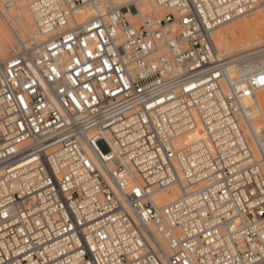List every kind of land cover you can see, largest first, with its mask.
<instances>
[{
  "label": "built area",
  "instance_id": "built-area-1",
  "mask_svg": "<svg viewBox=\"0 0 264 264\" xmlns=\"http://www.w3.org/2000/svg\"><path fill=\"white\" fill-rule=\"evenodd\" d=\"M107 2L27 0L0 57V264H264V69L212 39L264 0Z\"/></svg>",
  "mask_w": 264,
  "mask_h": 264
},
{
  "label": "bare ground",
  "instance_id": "bare-ground-1",
  "mask_svg": "<svg viewBox=\"0 0 264 264\" xmlns=\"http://www.w3.org/2000/svg\"><path fill=\"white\" fill-rule=\"evenodd\" d=\"M17 1L27 2V0H0V11L5 17V21H2L14 36H16L18 31L21 34L22 39H25L24 41L27 42V40L33 38L34 29L29 12H25V6H18ZM107 1V3L114 6H130V15L132 17L140 16L141 19H145L144 12L150 13L151 11H154L156 13V7H159L156 4L153 5L152 0ZM9 6H11L10 9L8 8ZM255 10H257V7L250 10L247 14H243L234 20L218 26L212 31V39L217 50V59L226 60L229 58H237L241 59L239 61H243L231 69L230 75H235L237 70L242 73H251L259 69H264V11L257 12L253 15L250 14L255 12ZM91 15V10L86 8L79 12V20H85ZM247 15H251V17L246 19L245 17H247ZM1 38L0 34V54L2 55L3 43ZM262 91L264 92V88L257 92L253 99H249L248 103L250 101H256L258 103L256 109L261 115L264 123V101L262 97L264 95H261ZM194 138L195 136L193 135L190 137V140ZM176 196V192L171 191L160 196L155 203L158 205L167 203L175 199Z\"/></svg>",
  "mask_w": 264,
  "mask_h": 264
},
{
  "label": "rangeland",
  "instance_id": "rangeland-1",
  "mask_svg": "<svg viewBox=\"0 0 264 264\" xmlns=\"http://www.w3.org/2000/svg\"><path fill=\"white\" fill-rule=\"evenodd\" d=\"M147 1V0H145ZM154 0H152V3L153 5H155V2H153ZM26 1H17V5L18 6H25L24 10L25 12L28 13L27 9H26ZM134 7V6H133ZM156 13L154 11H151L150 13L149 12H144V18L147 19V18H151L153 16H161L163 13H164V10L163 8H159V7H156ZM261 11H264V6H258L257 7V10H255V12H252L250 14H255L257 12H261ZM154 12V14H153ZM251 17V15H247V17H245L246 19H249ZM138 19H140V16H137V17H132V21H137ZM30 21V19H29ZM235 24V23H234ZM0 34H1V40H2V43H3V54L1 55L0 54V57L2 59H5L7 57H9L10 55H12L13 53H15L16 51H18V48L19 47H22L21 45L22 42L25 43V39H22V36L21 34L17 31L16 33V36H14V34H12L8 27L4 24V22L2 21L1 22V18H0ZM18 35V36H17ZM215 39V37H214ZM264 95V92L262 91L261 92V95ZM263 97V101H264V96ZM263 108H264V103H263Z\"/></svg>",
  "mask_w": 264,
  "mask_h": 264
},
{
  "label": "snow or ice",
  "instance_id": "snow-or-ice-1",
  "mask_svg": "<svg viewBox=\"0 0 264 264\" xmlns=\"http://www.w3.org/2000/svg\"><path fill=\"white\" fill-rule=\"evenodd\" d=\"M260 84L264 85V76H261L259 79Z\"/></svg>",
  "mask_w": 264,
  "mask_h": 264
}]
</instances>
